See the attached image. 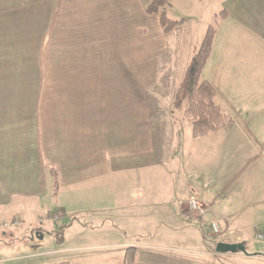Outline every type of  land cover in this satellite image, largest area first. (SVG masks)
<instances>
[{
    "label": "crops",
    "instance_id": "crops-1",
    "mask_svg": "<svg viewBox=\"0 0 264 264\" xmlns=\"http://www.w3.org/2000/svg\"><path fill=\"white\" fill-rule=\"evenodd\" d=\"M153 1L0 0L1 264H125L129 247L135 248L133 264H264V254L217 251L220 242L252 240L246 235L252 227L240 222L243 213L223 217L246 232L237 242L203 236L188 200L197 193L219 208L218 201H209V184L198 187L171 171L158 179L143 172L161 164L157 128L165 134L164 149L175 146V166L182 157L181 166H194L205 144L200 139L212 133L230 136L235 148L246 141L258 145L254 160L264 154V0H166L167 13L177 5L202 11L192 52L217 24L201 78L215 86L216 102L234 125L200 138L192 127L182 134L174 117V95L191 55L182 63L174 55L179 47L170 42L174 29L166 33L160 17L147 11ZM126 84L135 90L129 99L120 93L114 107L111 96L102 102L103 88ZM161 85L169 86L166 98L155 91ZM164 105L165 119L155 128L153 111ZM167 134L174 140L164 141ZM163 179L170 206L183 217L171 227L194 228L191 236L149 237L134 245L117 239L102 246L121 248L118 253L80 254L96 242L94 213L157 209L166 190ZM53 195L66 213L60 228L40 222L52 208L41 203L54 204L46 203ZM84 198L93 209L79 207ZM14 220L21 224L4 226ZM72 228L80 232L68 244ZM28 237L35 242L25 241Z\"/></svg>",
    "mask_w": 264,
    "mask_h": 264
},
{
    "label": "rangeland",
    "instance_id": "rangeland-1",
    "mask_svg": "<svg viewBox=\"0 0 264 264\" xmlns=\"http://www.w3.org/2000/svg\"><path fill=\"white\" fill-rule=\"evenodd\" d=\"M213 3H216V1H213ZM206 7L207 6L204 3V8ZM200 13H202V11L200 12L199 8L196 11H183L182 7L178 5L177 7L174 6L168 13V16L172 20H183V23L179 24L174 29L172 33L173 35L170 37L171 43L175 42L179 44V47L174 52V55L180 57L181 63L183 62L184 56L188 57L191 55L192 59L199 49L200 45L196 50L193 52L191 51L194 49L193 47L195 46V39L197 40L196 33L198 29V23L200 22ZM212 25L216 28L217 24L214 22ZM153 89H156V86H153ZM155 91L159 94H162L165 98L170 93L169 86L164 85L157 87V90ZM134 92V86L129 84L114 85L112 87L107 86L103 88L102 102H104L105 97L111 96L110 104L112 107H114L118 103L117 99L120 93L129 99V96ZM185 108L186 104L181 108L174 109V117L177 119L176 121L179 122L178 125L181 128L182 134L189 132V129L192 127L190 120L185 115ZM164 110L165 105L160 111H153L154 118L151 117V120L153 121V127L156 128V126L160 124L159 121L161 120L162 116L163 119H165L166 114H164ZM169 113L173 115L171 111H169ZM160 130V128H157V155L161 160V164L158 167H154L153 169L151 168L150 170L147 169L143 172L147 173L152 171L151 174H153L154 178L158 179L157 175L159 173H169L171 171L182 175L181 178L183 180L184 178H186L185 180H188L190 177L194 185L198 187L202 186L203 184H209L210 189L207 193L208 195H212V199L209 201H218L217 204L219 208L211 203L218 217L232 219L231 217L237 218L239 214L243 213V217H246V219L243 218L240 220V222L247 227H252L251 231L248 233L254 234L253 232L264 230V154H262L257 160L252 159V156L257 155L260 152L258 145L246 141L242 143L239 148H235V146L232 145L231 140L228 139L230 136L227 137L226 135H223L224 133H219V135L217 133H212L211 135L209 134L207 137L200 139L205 144L202 146V156L195 161L194 166L193 164H187L186 167L181 166L183 157L178 161V163L176 162L175 166V146L170 145L169 148L164 149L165 143H162V137L165 134L164 132H160ZM158 136L160 138H158ZM170 136V134H167L164 137V141L169 142L170 139L174 140V137ZM161 181L166 183L164 186L166 190L163 191L160 196L161 206L157 209L144 208L142 211L138 212L128 210L125 212L122 210L120 212L109 214L94 213V215L98 218L97 220L91 219V226L96 229L94 230L95 233H93L95 234L94 237L96 238V242L94 244L95 246L93 245L92 249L87 250L86 252H80V254L86 253L88 255H104L105 257H108L114 252L118 253L121 248L102 246L107 245V241L112 242L116 241L117 239V241L124 240L131 242L132 245H134L133 243H136L138 239H142V242H146L145 240L149 237L167 238L185 235L191 236L192 233L195 232L194 228L192 231H190L180 229L178 227L174 228V226L171 227V225H173L172 221H177L179 219L183 220V217L181 215L180 217L175 208L170 206L171 197L167 189L169 185L168 180L164 181L163 179ZM52 200L54 204L50 203ZM201 201L204 202L202 199ZM206 202L208 201L206 200ZM44 203L45 201H43L41 205H44L46 208L52 207L49 209L51 216L60 211L59 213L62 214L61 224L64 225L66 223V213L60 210V208L56 207V196L53 195V197L50 196V198H48L46 201V203H50L48 206H46ZM94 206L95 205L86 198L82 199L79 205V207H85L89 209H93ZM218 209L225 215L221 214ZM71 221L74 220L71 219L69 222ZM193 223L194 225H197L199 222L194 220ZM53 224L55 228H60L59 224H55L54 222ZM104 224L105 226H103ZM178 224H180V222H178ZM201 227L203 231L205 226L202 225V223ZM79 232V229H69L66 235L67 237L71 235L72 239L67 241V243H74V239L76 238L74 236ZM77 237L78 239H81L83 236L80 234ZM208 237L216 238L219 242V239L212 234ZM102 239L106 240L104 244H102L100 241ZM227 239L231 242H237L236 236L229 235H224L220 241ZM251 239L252 240L246 239L243 241L242 245L244 246L245 251H237L239 253H249L250 251L252 253L264 254V242L253 238ZM24 240L27 242H35V239H31L30 237L25 238ZM5 264L16 263L5 262Z\"/></svg>",
    "mask_w": 264,
    "mask_h": 264
},
{
    "label": "trees",
    "instance_id": "trees-1",
    "mask_svg": "<svg viewBox=\"0 0 264 264\" xmlns=\"http://www.w3.org/2000/svg\"><path fill=\"white\" fill-rule=\"evenodd\" d=\"M168 5L166 0H154L147 8L149 13L160 17L166 33H170L182 23V20H172L168 16ZM215 34L216 28L210 25L198 51L187 66L184 78L174 96L173 105L176 109L186 104L185 115L191 122L192 134L195 138L204 137L220 130L228 131L234 125L231 116L226 114L216 102L217 90L215 86L210 81L201 78L211 57ZM54 174H56V179L58 177L57 170H54ZM134 249V247L127 249L125 264H133ZM53 264H69V262L62 261Z\"/></svg>",
    "mask_w": 264,
    "mask_h": 264
},
{
    "label": "built area",
    "instance_id": "built-area-1",
    "mask_svg": "<svg viewBox=\"0 0 264 264\" xmlns=\"http://www.w3.org/2000/svg\"><path fill=\"white\" fill-rule=\"evenodd\" d=\"M188 210L192 216L198 218L202 225L205 226L203 236L206 238L209 235L216 236L219 241L224 235L229 236H236L237 240H240L242 238V233L244 231L230 226V224L227 222L225 218L218 217L212 207V204L208 205L201 201V196L197 193H195L189 200H188ZM64 216V215H63ZM62 220V214L56 213L53 216L48 214L47 216L40 218V222H49L52 221L55 224H59V227L62 226L61 224ZM221 220H226V224L223 225L221 223ZM21 221L14 220L10 223H5L4 226H12V225H20ZM206 230V231H205ZM244 232L243 234H245ZM254 234H249L248 237H251L253 239H256L258 241L264 242V230H258L256 232H253ZM216 253V252H215ZM1 264V259H0Z\"/></svg>",
    "mask_w": 264,
    "mask_h": 264
},
{
    "label": "water",
    "instance_id": "water-1",
    "mask_svg": "<svg viewBox=\"0 0 264 264\" xmlns=\"http://www.w3.org/2000/svg\"><path fill=\"white\" fill-rule=\"evenodd\" d=\"M237 250L245 251V248L242 244L227 242H220L217 246L219 252H235Z\"/></svg>",
    "mask_w": 264,
    "mask_h": 264
}]
</instances>
